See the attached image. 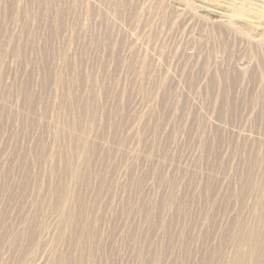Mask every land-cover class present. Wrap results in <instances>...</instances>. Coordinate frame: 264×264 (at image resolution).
Instances as JSON below:
<instances>
[{
  "label": "rangeland",
  "instance_id": "rangeland-1",
  "mask_svg": "<svg viewBox=\"0 0 264 264\" xmlns=\"http://www.w3.org/2000/svg\"><path fill=\"white\" fill-rule=\"evenodd\" d=\"M0 264H264V0H0Z\"/></svg>",
  "mask_w": 264,
  "mask_h": 264
}]
</instances>
